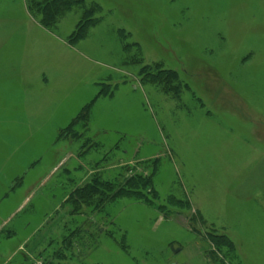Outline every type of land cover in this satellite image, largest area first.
<instances>
[{
	"label": "rangeland",
	"instance_id": "374dc122",
	"mask_svg": "<svg viewBox=\"0 0 264 264\" xmlns=\"http://www.w3.org/2000/svg\"><path fill=\"white\" fill-rule=\"evenodd\" d=\"M45 1L0 0V264H264V0ZM98 173L155 205L74 214Z\"/></svg>",
	"mask_w": 264,
	"mask_h": 264
},
{
	"label": "trees",
	"instance_id": "16d2710c",
	"mask_svg": "<svg viewBox=\"0 0 264 264\" xmlns=\"http://www.w3.org/2000/svg\"><path fill=\"white\" fill-rule=\"evenodd\" d=\"M46 5L40 9L43 19L42 26L49 28L53 23L58 20V18L63 15L67 10L72 9L77 5H82V1L75 0H46ZM42 5H39L38 8H41ZM95 12L92 10H85L84 18H91L92 14ZM87 14V15H86ZM86 15V16H85ZM83 18L82 22L79 25L78 32L74 35L75 42L80 41L84 38L89 28L94 24V21H88L85 24V19ZM90 18L88 20H90ZM90 24V25H89ZM103 95V92L99 96ZM92 105L85 107L81 114L73 121L70 127L65 129L68 131L72 129L77 122L83 120L85 122L89 121L90 112ZM86 125V123H85ZM151 168V167H150ZM155 168V167H154ZM147 169V167H146ZM154 174V173H153ZM153 177L148 176L144 177L136 173V175L129 180L128 182L124 179L120 182L117 181H108L104 180L102 173L95 174L91 182L82 189H77L71 193L69 197V204L73 206V213L76 215H81L85 213H96L102 212L109 204L115 203L124 197H137L146 205H155V199L157 198L158 192L154 190L153 187ZM174 198H171L170 204L174 205ZM179 206L187 207L185 203H178ZM101 234L102 231L100 230ZM78 234V231L76 232ZM226 245L229 249L234 251V243L226 239ZM66 244V241L64 242ZM71 244L68 246L71 250ZM56 258H66L63 251H59L55 254Z\"/></svg>",
	"mask_w": 264,
	"mask_h": 264
}]
</instances>
